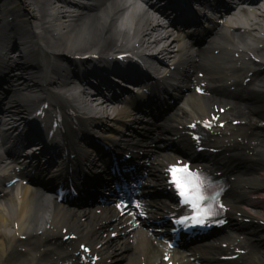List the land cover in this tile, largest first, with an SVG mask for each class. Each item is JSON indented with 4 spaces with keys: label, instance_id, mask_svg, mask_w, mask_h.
Listing matches in <instances>:
<instances>
[{
    "label": "bare ground",
    "instance_id": "bare-ground-1",
    "mask_svg": "<svg viewBox=\"0 0 264 264\" xmlns=\"http://www.w3.org/2000/svg\"><path fill=\"white\" fill-rule=\"evenodd\" d=\"M29 12L24 16L27 18L31 25H35L33 31L28 30L37 39L38 54H42L44 57L50 56L55 58L56 62L63 58L67 59L68 53H81L91 51L92 49H99L100 45L112 46L115 42H121L126 40L128 42H140L143 45L150 44V35L155 31L154 22L147 12L142 11L140 8H133L127 11L126 8L129 4H126L123 0H113L105 3L102 0H24ZM7 0H0V6L2 8L6 6ZM132 2V1H131ZM56 3V4H54ZM54 5L56 6L54 8ZM6 15L8 14L7 10ZM65 8H69L67 11ZM68 14V15H66ZM1 21V19H0ZM5 32L8 29V33L20 34L26 36L28 32L27 28L18 26L12 23L8 26L5 25ZM8 36V37H9ZM5 38V36L3 37ZM10 39V38H9ZM33 40L26 42L25 49L32 50ZM55 66H59L57 63ZM22 69L14 71L19 73ZM109 75L105 71H101L94 76V78H86L88 83L96 82L97 80L104 81L106 76ZM7 74L3 75L6 78ZM16 81V78H12ZM17 87H13L11 95L5 100V105L0 103L3 115L5 113L11 114L14 112V108L11 106L14 99L18 97L13 96L16 94L24 84L22 78L16 81ZM74 85L68 87L69 80L61 81V88L64 92H70V94H77L80 97L87 98L93 105L100 103L102 99L100 94L86 90V87L80 82H73ZM79 83V84H78ZM87 83V84H88ZM37 86V85H35ZM59 86V85H57ZM84 87V88H82ZM13 96V97H12ZM245 174L251 173L246 176V181L255 182L257 188H263L264 191V167H256L254 165L247 166ZM261 193H264L262 192ZM246 201V200H245ZM2 205V204H1ZM0 205V264H47L43 258L42 248H37L30 239V232L32 227L36 226L37 217L41 214L40 209L35 204L25 205V209L21 211V214L17 215L15 212V206L12 203H8L5 206ZM252 208H262L264 204L259 206L258 203H247ZM48 214V212H47ZM91 215V213L89 214ZM86 213H64L57 212L55 217V224L66 225L70 222V228L77 230L79 228L86 229L87 225L81 222L80 218H86ZM36 217V218H35ZM92 217H90L91 219ZM100 220H105L100 217ZM113 220V218H111ZM238 229V228H237ZM257 229H263L261 232ZM248 228L241 230L242 233L255 236H260L264 233V227L260 228ZM264 244V241L261 242ZM261 243L254 242L253 252L254 257L259 260L258 264H264V249L258 246ZM151 246L147 241H138L134 249L130 247L122 246L121 253H117L115 263L119 258L125 257L126 252L131 250V254L134 256L131 260V264H139L137 257L138 253L150 260L149 253L153 256L152 251H149ZM254 258V259H255ZM123 259V258H122ZM129 264V260H128ZM177 264H182L178 262Z\"/></svg>",
    "mask_w": 264,
    "mask_h": 264
},
{
    "label": "snow or ice",
    "instance_id": "snow-or-ice-1",
    "mask_svg": "<svg viewBox=\"0 0 264 264\" xmlns=\"http://www.w3.org/2000/svg\"><path fill=\"white\" fill-rule=\"evenodd\" d=\"M169 172L182 202L190 205L196 213L192 220L197 224L203 223L205 216L213 214L211 205L204 207L205 202L210 198L204 177L199 172L191 171L187 166L171 167ZM180 222L183 223L184 219Z\"/></svg>",
    "mask_w": 264,
    "mask_h": 264
},
{
    "label": "rangeland",
    "instance_id": "rangeland-1",
    "mask_svg": "<svg viewBox=\"0 0 264 264\" xmlns=\"http://www.w3.org/2000/svg\"><path fill=\"white\" fill-rule=\"evenodd\" d=\"M16 1H18V3H20L21 5H22V3H21V0H16ZM23 5H22V9H23ZM19 10V9H18Z\"/></svg>",
    "mask_w": 264,
    "mask_h": 264
}]
</instances>
